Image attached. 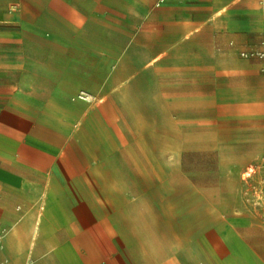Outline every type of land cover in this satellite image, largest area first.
<instances>
[{"label": "crops", "instance_id": "1", "mask_svg": "<svg viewBox=\"0 0 264 264\" xmlns=\"http://www.w3.org/2000/svg\"><path fill=\"white\" fill-rule=\"evenodd\" d=\"M262 53L264 0H0V264H264Z\"/></svg>", "mask_w": 264, "mask_h": 264}, {"label": "rangeland", "instance_id": "2", "mask_svg": "<svg viewBox=\"0 0 264 264\" xmlns=\"http://www.w3.org/2000/svg\"><path fill=\"white\" fill-rule=\"evenodd\" d=\"M197 150L196 149H183V154H182V170H183V174L181 177V183L183 186H186L187 190H188V186L191 184H194L195 181H197L198 183L201 184H205L206 183V173L205 170L206 169H210V168H214V170H220L222 168L223 165V161L222 160H213L211 161L209 158H207L206 155V147L204 145H199L197 146ZM168 150L167 153H169ZM171 163H173V161H171ZM225 166H227L229 169H237L239 166L237 165V161H230L225 162ZM250 168V166L248 167ZM247 168V169H248ZM242 171H245L246 168L242 167L241 168ZM197 172V173H196ZM215 174H217L215 172ZM172 180L173 177H171ZM219 180V184L222 180L221 177H215V181ZM226 180H228V178H226ZM231 186L233 185V183L237 182V177H231L229 178ZM233 182V183H232ZM169 184V182H168ZM184 195V194H183ZM234 203L237 202V199L233 200ZM219 213L222 211L220 208L218 209Z\"/></svg>", "mask_w": 264, "mask_h": 264}, {"label": "built area", "instance_id": "3", "mask_svg": "<svg viewBox=\"0 0 264 264\" xmlns=\"http://www.w3.org/2000/svg\"><path fill=\"white\" fill-rule=\"evenodd\" d=\"M261 55H264L263 53ZM78 98L80 99H83V100H91L92 97L85 91H81L79 94H78ZM3 233L0 232V243L2 242V239H3Z\"/></svg>", "mask_w": 264, "mask_h": 264}]
</instances>
